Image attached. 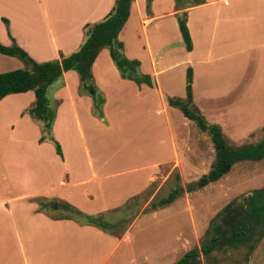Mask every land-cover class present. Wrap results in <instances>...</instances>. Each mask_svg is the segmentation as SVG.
I'll return each instance as SVG.
<instances>
[{"label":"crops","instance_id":"crops-1","mask_svg":"<svg viewBox=\"0 0 264 264\" xmlns=\"http://www.w3.org/2000/svg\"><path fill=\"white\" fill-rule=\"evenodd\" d=\"M113 3L0 0V44H15L36 63L57 60L78 48L82 27L101 20ZM182 13L189 51L178 31ZM117 40L123 56L138 61V71L152 85L121 79L101 49L90 67L103 99L99 118L77 75L63 72L61 86L46 93L55 109L50 135L61 157L51 143L38 142L39 123L26 113L32 91L0 100V264H174L192 249L215 215L203 229L188 198L215 186L230 170L201 189L183 192L184 199L139 213L119 235L68 217L52 218L45 210L58 202L98 217L125 207L153 183H160L159 190L171 172L182 188L205 175L214 159L209 137L167 104L168 98L184 101L186 70L191 106L207 125L219 128L228 145L264 139V0H201L179 8L173 0H150L147 8L145 0H132ZM179 200L188 234L174 231V215L163 218ZM254 258L253 252L248 264Z\"/></svg>","mask_w":264,"mask_h":264},{"label":"trees","instance_id":"trees-1","mask_svg":"<svg viewBox=\"0 0 264 264\" xmlns=\"http://www.w3.org/2000/svg\"><path fill=\"white\" fill-rule=\"evenodd\" d=\"M132 0H114L109 12L99 21L85 24L82 27L81 42L78 48L68 54L60 55L57 60L36 63L15 44L3 46L0 44V54L16 58L22 68L0 73V100L9 94L32 91L34 96L33 105L26 110L29 117L39 123L41 137L38 142L47 141L52 144L54 152L61 157L58 143L51 137L50 128L54 118L53 108L46 97L49 89L61 86V74L73 71L79 80V88L91 98L93 113L100 117L99 108L103 99L95 90L92 81L90 67L101 49H106L114 68L121 79L132 81L135 85L141 84L150 87L151 79L148 75L138 71L139 63L136 60H128L123 56L122 43L117 40V34L123 27L129 5ZM146 8L150 0H145ZM176 8L183 5L191 6L200 4L201 0H173ZM4 24L7 37V22ZM178 31L186 51L190 50V41L185 27V15L177 18ZM190 72L185 73V99L168 98L167 104L177 108L182 116L195 123L197 128L205 132L209 137L214 159L209 170L195 181L188 183L182 188L175 185L165 197L156 203H151L146 212L163 208L182 196L183 192L189 193L201 189L209 183L217 181L228 173L230 168L242 161H258L264 158V139L255 145L233 147L226 143L219 128L216 125H207L203 118L191 106L190 100ZM175 181H178L175 175ZM86 223L103 230H109L112 225L107 222L99 223L98 217L83 216L75 210ZM264 233V186L252 190L246 195H240L227 203L210 220L208 228L199 241L198 248H192L174 264H200L199 254L208 256L213 251L228 247L233 249L245 248L246 255L251 253L259 238Z\"/></svg>","mask_w":264,"mask_h":264},{"label":"rangeland","instance_id":"rangeland-1","mask_svg":"<svg viewBox=\"0 0 264 264\" xmlns=\"http://www.w3.org/2000/svg\"><path fill=\"white\" fill-rule=\"evenodd\" d=\"M2 56V55H1ZM0 56V73L11 71L14 65L18 64L19 67L22 66L18 60L15 58ZM10 60L15 61L13 65ZM50 108L54 109V106L50 103ZM97 116V115H95ZM100 118V117H99ZM262 137L264 136V130L261 131ZM231 146V145H230ZM233 146V145H232ZM246 162V161H245ZM3 168V167H2ZM167 168L161 170V174H166ZM176 173L171 172L163 186L157 190V186L160 183H153L149 187V189L143 192L141 195L136 197V199L132 200L125 207L118 209L116 211H112L111 213L104 214L98 216L99 223L107 222L112 227L109 229L111 233L115 235L121 234L123 232L126 222H129L133 217L138 215L139 213L146 212L147 208L151 203H156L161 198L165 197L166 194L175 186H181V182L175 181ZM2 183L0 184V186ZM264 186V159L260 162H246V163H238L231 167L230 172L222 178L215 186H208L206 190L202 191V194H196L195 196H190L188 201L192 203L191 207L195 212V219H199V221H203V229L206 227L208 221L233 197H237L238 195H246L252 189L261 188ZM1 188V187H0ZM1 193V191H0ZM199 195V196H198ZM200 199L197 200L196 197ZM184 199V195H182ZM57 205L56 209H49L48 206L45 209L48 214L52 218H60V217H68L76 220L77 222H85L78 214L73 212L68 206L65 204L55 202ZM53 203V204H55ZM52 204V205H53ZM182 202L179 200L177 204L170 207L169 214L164 216V221L168 217H172L174 215L176 222L174 223V231L177 229L181 230V232H185L188 234V227L186 225L187 215L182 212ZM42 207V205H39ZM146 206V207H145ZM145 207V208H144ZM43 208V207H42ZM194 215V214H193ZM196 219V220H197ZM203 224V223H202ZM139 226V225H138ZM139 228V227H138ZM169 231L171 228L169 227ZM201 234H197L194 240L193 247H197L199 245ZM200 236V237H199ZM199 237V239H198ZM255 253V258L253 260V264H263L264 263V233L259 238L256 243L254 249L251 253L246 255L245 248H228L223 247L218 251L211 252L208 256L203 257L202 255L198 258L200 264H248L249 259L252 253ZM260 253V254H259ZM259 254V256H258Z\"/></svg>","mask_w":264,"mask_h":264},{"label":"water","instance_id":"water-1","mask_svg":"<svg viewBox=\"0 0 264 264\" xmlns=\"http://www.w3.org/2000/svg\"><path fill=\"white\" fill-rule=\"evenodd\" d=\"M57 208V205L56 204H53L52 206H51V209H56Z\"/></svg>","mask_w":264,"mask_h":264}]
</instances>
